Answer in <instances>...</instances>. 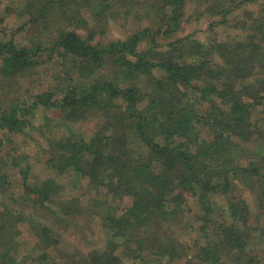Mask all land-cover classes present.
Returning a JSON list of instances; mask_svg holds the SVG:
<instances>
[{"label": "trees", "instance_id": "1", "mask_svg": "<svg viewBox=\"0 0 264 264\" xmlns=\"http://www.w3.org/2000/svg\"><path fill=\"white\" fill-rule=\"evenodd\" d=\"M193 1L19 0L21 39L0 41V81L24 78L45 62L59 67L46 90L26 91L24 99L0 87L8 143L12 135L45 141L33 165L28 155H10L7 171L1 160L0 186L18 177L26 198L42 205L59 187L53 179L35 186L33 166L76 186L84 181L106 238L79 264H264V157L253 160L261 146L249 157L241 147L264 138V0H202L233 32L208 43L181 33ZM247 4L259 11H246ZM237 10L244 13L231 22ZM119 16L133 22L132 31L103 41ZM50 114L59 117L58 132H41L53 123ZM87 122L90 133L75 129ZM240 187L258 201L255 215L230 195ZM24 219H0L2 256L9 258L15 240L4 233L22 221L45 247L58 246L51 228ZM42 249L5 264H58Z\"/></svg>", "mask_w": 264, "mask_h": 264}, {"label": "rangeland", "instance_id": "2", "mask_svg": "<svg viewBox=\"0 0 264 264\" xmlns=\"http://www.w3.org/2000/svg\"><path fill=\"white\" fill-rule=\"evenodd\" d=\"M136 1H139V4L145 1L149 3V5L152 3V0ZM139 4L133 3L132 5H135L133 7L136 9L137 7L140 8ZM18 5L19 0L0 1V41L8 40L12 37L16 41L21 39L20 35L16 34L15 31L22 21L20 16H18ZM245 10L256 13L259 11V8L255 5L247 4L245 5ZM243 13L242 10L235 11L231 22L237 20ZM122 20L125 19L119 16L109 21L108 30L102 37L103 41L108 42L116 39H123L132 31L130 27L133 22H129L126 25L125 21L123 22ZM228 21H230L229 18ZM218 22V17H211L205 12V4L202 0H195L186 5L183 30L181 33L182 35H189L193 39L204 43L226 41L227 38L233 35V32L226 25L218 24ZM58 68H56L52 62H45L33 74L24 78L0 81V87H3L4 84H8L5 93L9 95L11 92L15 91L13 96L20 95L21 99H24V97L27 96L26 91H28V93H35L46 90L51 82V74L55 71H59ZM3 81L4 83L1 84ZM48 117H53V123L49 125L45 123L40 125L41 132L46 128L58 132L57 122L59 117L57 115L53 116V114H50ZM35 118L37 119V124L43 122L42 114L36 115ZM75 129L83 133H90L93 130V122L76 125ZM56 134L57 133H55V135ZM35 135H39V133L34 134V136ZM0 142V161L4 159L7 162V165H5L3 160L1 166L7 171L12 165V162L8 160L10 155L13 157L28 155L33 165L36 161V150L40 148V145L43 146L45 144V141L40 140L39 137L31 140L28 139L27 136L21 135L10 136L8 143L5 133L3 132H0ZM260 146L262 152H260L257 157H252L253 160L257 159V161H259L261 157H264V138H258L253 142L244 144V146L241 145L242 148H247L245 153L248 157L252 155L251 150H257V147ZM13 149H15V153ZM33 172L35 176L31 177V179L34 180V185L37 187H41V182L43 181L48 179L54 180L55 184L59 187L55 198L51 202H46L42 205H34L31 199L26 198L24 188L19 178L13 176L10 178L11 183L9 185L4 184V186H0V219L8 221L18 216L24 217L25 219L28 217L38 225L51 228L56 234V237H58L59 244L55 248L45 247V243L40 241L30 227V224L22 221L15 225V230L11 229L10 235L9 231L4 233L5 237L9 236L8 240H15L7 251L5 249L9 258H6L4 255L2 256L0 252V264H5L9 259L13 258L15 260L28 259L39 252L38 250L42 251V248H47V252L50 254L51 259L58 264H79L81 259L87 258L91 251L103 248L105 245L103 240L106 238L105 229L102 227L103 218L102 215L99 216L96 213L97 209L89 202L93 193H89L85 185L86 183L83 181L80 185L76 186L71 183L67 175H55L45 166L35 165L33 166ZM240 188L230 195H232L233 199H238V197L241 196L243 200L246 201L250 211L255 215L258 212V201L255 200V196L252 194L250 188ZM120 205L121 207L127 206L124 201L118 204V206ZM11 215H13L14 218H12L13 216ZM8 223L9 225L11 224L10 222ZM251 225H254V227L256 226L255 220ZM261 227L264 229L262 225ZM191 232L194 235V232ZM187 235L190 236V233L188 232ZM262 239H264V237H262ZM178 240L182 241L185 245H190V240L185 234L180 233ZM259 249H264V240L259 243ZM192 253H194V251ZM262 255L264 257V253ZM186 263L182 262L178 264Z\"/></svg>", "mask_w": 264, "mask_h": 264}]
</instances>
